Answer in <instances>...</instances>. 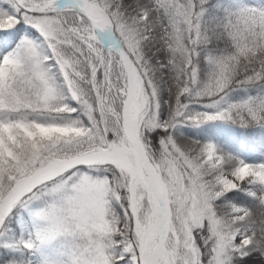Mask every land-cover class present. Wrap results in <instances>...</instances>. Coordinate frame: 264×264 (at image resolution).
Here are the masks:
<instances>
[{
	"label": "snow or ice",
	"instance_id": "snow-or-ice-1",
	"mask_svg": "<svg viewBox=\"0 0 264 264\" xmlns=\"http://www.w3.org/2000/svg\"><path fill=\"white\" fill-rule=\"evenodd\" d=\"M0 264H264V0H0Z\"/></svg>",
	"mask_w": 264,
	"mask_h": 264
}]
</instances>
